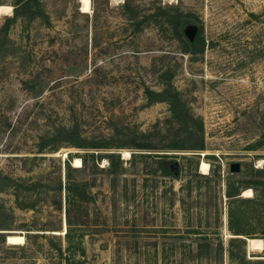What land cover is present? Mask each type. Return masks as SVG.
<instances>
[{
	"label": "rangeland",
	"instance_id": "374dc122",
	"mask_svg": "<svg viewBox=\"0 0 264 264\" xmlns=\"http://www.w3.org/2000/svg\"><path fill=\"white\" fill-rule=\"evenodd\" d=\"M90 2L0 0V264H264V0ZM166 80L201 120L203 149L165 147L194 142L167 122ZM75 157L89 199L66 233ZM12 231L24 242L7 243Z\"/></svg>",
	"mask_w": 264,
	"mask_h": 264
},
{
	"label": "trees",
	"instance_id": "16d2710c",
	"mask_svg": "<svg viewBox=\"0 0 264 264\" xmlns=\"http://www.w3.org/2000/svg\"><path fill=\"white\" fill-rule=\"evenodd\" d=\"M28 2H24V4L22 5L25 6ZM180 13H176L174 15H171L170 17L174 18H178V16H180ZM185 20H178V35H184L186 34V29H185ZM191 43H195L196 42V37H193L189 40ZM151 94H155L154 91L149 90L148 88H146L145 90V96L148 98V100L151 101V99L149 98L148 95ZM156 95V94H155ZM157 95H161L160 98H158L159 100H165L168 105H169V111H170V116L169 119H167V122H169L170 124H177L178 126H185L187 129V132L189 134V137L194 139V142L188 146H184L183 144H178V142H170L168 144H165L166 148H178V149H182V148H188V149H203L204 148V143H203V137H202V122L198 117L192 116V114L184 107V104L181 101V97H180V93L179 91L172 85L170 80H166L165 82V86L163 87V89L161 90V92H158ZM193 119L196 121L195 125H191L189 122V119ZM156 125V123L154 124ZM71 145L75 146V147H83L81 144H79L80 142H70ZM94 147H99V146H94ZM137 147L140 148H145V149H153L155 148V146H152L151 143H141L139 145H137ZM42 147H40L39 150H41ZM69 154V153H68ZM90 156L93 159H96V157L94 156L93 153L90 154ZM110 159V163H111V170H115L119 165H120V160L118 158V156H115L114 153H111L109 155ZM77 169V167H71L69 165H65V220L67 222L68 225V230L66 231L69 232V228L70 226H72L73 222H72V211L74 209V207L77 208H81L82 207V203L87 201L89 199L87 193L85 192V189L82 187H79V185H77L72 179V171H75ZM260 172H264V169ZM5 178V177H3ZM264 180H259L256 182H263ZM1 188V187H0ZM233 195V194H232ZM260 200H251L248 198H244V199H240V200H235L233 202H237L238 205H244L246 202H250V203H258ZM79 210V209H78ZM242 209L240 207H233V206H229L228 209V228L229 230H231L232 232H234V234H242L240 228L238 226L235 225V221L234 218L236 220H240L241 216H242ZM238 223V221H236ZM264 233V231H263ZM0 236H2L1 241H4L3 235L2 233H0ZM264 240V239H263ZM73 264H81L82 261L81 260H75L73 259L72 262Z\"/></svg>",
	"mask_w": 264,
	"mask_h": 264
},
{
	"label": "bare ground",
	"instance_id": "6f19581e",
	"mask_svg": "<svg viewBox=\"0 0 264 264\" xmlns=\"http://www.w3.org/2000/svg\"><path fill=\"white\" fill-rule=\"evenodd\" d=\"M81 2V11L82 12H88L90 11V0H80ZM11 10V7L9 5H4V4H0V14L1 13H9ZM64 155V159L67 156L66 151L62 152ZM121 154H122V158L126 159L130 157V152L127 149H123L121 150ZM205 153H202V155H204ZM106 160H104L105 162ZM74 166H79L80 165V158L79 157H75L74 158ZM209 164L205 161L204 158H202L199 162V170L201 173L206 174L207 173V169H208ZM241 195L243 197H249L252 195V189L250 187H246L242 190ZM54 232H59V231H54ZM228 236L231 234H227ZM7 238V243H11V244H20L24 242V236L22 235V233L20 231H12L10 234L6 235ZM247 242H248V247L250 249H254V250H261L263 248V241L261 238H252L249 237L247 238Z\"/></svg>",
	"mask_w": 264,
	"mask_h": 264
},
{
	"label": "water",
	"instance_id": "95a60500",
	"mask_svg": "<svg viewBox=\"0 0 264 264\" xmlns=\"http://www.w3.org/2000/svg\"><path fill=\"white\" fill-rule=\"evenodd\" d=\"M196 27L195 26H190L187 30V36L189 39L194 37V32H195ZM63 153H62V158H63ZM239 170V164L238 163H233L231 164V171H238ZM241 237V236H240Z\"/></svg>",
	"mask_w": 264,
	"mask_h": 264
}]
</instances>
